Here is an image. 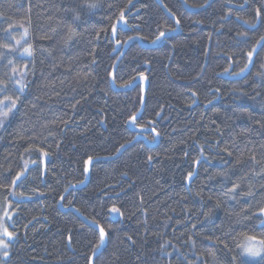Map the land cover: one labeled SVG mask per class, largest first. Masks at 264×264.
<instances>
[{
	"label": "trees",
	"instance_id": "trees-1",
	"mask_svg": "<svg viewBox=\"0 0 264 264\" xmlns=\"http://www.w3.org/2000/svg\"><path fill=\"white\" fill-rule=\"evenodd\" d=\"M161 1L180 20L181 32L151 50L133 43L115 80L123 88L134 76L147 77L145 109L136 128L155 127L159 139L153 142V133L142 134L145 142H136L114 160L95 163L89 183L71 191L64 208L74 207L106 230L114 229L95 264H257L241 256L238 245L242 232L264 231L258 218L244 219L264 206V80L256 76L264 51L258 50L242 76L232 73L245 67L244 53L264 36V19L256 23L255 18L257 7L264 15V0H214L198 13L179 0ZM209 1L186 4L198 9ZM99 2L101 7L89 12L82 7L84 0H0V45L15 44L5 32L9 25L16 39L25 28L29 33L16 52L0 47V80H9L13 66H28L18 110L0 131V184L5 186L0 188V213L12 217L9 231L16 233L2 264H88L98 232L74 213L59 210L60 196L84 183L89 156L113 157L120 145L138 136L127 123L141 109L142 86L127 92L111 87L109 71L120 53L114 55V41L103 32L97 39V32L110 29L107 17L114 10L107 6L110 0ZM115 3L125 7L128 0ZM70 9L79 14L78 21ZM125 15L130 27L118 26L121 41L134 36L150 44L158 29L166 34L176 30L155 0H132ZM69 27L79 36L65 44ZM28 43L34 55L20 57ZM149 121L155 123L138 126ZM29 147L49 155L26 152ZM25 166V175L12 189L11 180ZM188 172L195 174L191 183ZM233 183L240 184L238 191L251 189L255 195L232 200L224 192ZM13 190L23 195H10ZM217 200L222 207L206 219ZM112 206L123 212L117 222L108 215ZM190 238L195 246L185 243Z\"/></svg>",
	"mask_w": 264,
	"mask_h": 264
},
{
	"label": "snow or ice",
	"instance_id": "snow-or-ice-1",
	"mask_svg": "<svg viewBox=\"0 0 264 264\" xmlns=\"http://www.w3.org/2000/svg\"><path fill=\"white\" fill-rule=\"evenodd\" d=\"M186 2V0H185ZM132 5V0H128V5L125 7H120L117 8V4L115 3V0H110L108 3V8L113 9V15H110L107 17V19L110 21V29L109 28H102L97 32V39H99V34L100 32H103L104 36L106 38H110L109 42L115 43L116 46H120L122 43L127 44L128 41L137 39L138 37L134 36H129L128 40L126 41H121L120 39L117 38L118 34V26L123 24L125 28L130 27L128 24V21L126 19L125 12L127 11L128 7H131ZM201 7H205L206 5H200ZM82 7H86V9L91 12L94 11L95 9L101 7V4L99 0H84V4ZM239 7H244V5H239ZM73 12L74 19L79 20L80 16L76 12L75 9H70ZM171 14V13H170ZM229 15L231 14V9L229 10ZM174 16V14H172ZM255 18H256V23L261 22L262 19H264V15L261 13V8L257 7L255 9ZM237 19H242L241 17H237ZM175 23L177 25L180 24V20L177 18L175 19ZM245 24L249 26V28H254L255 24L245 20ZM22 27V25H21ZM12 25H9L7 29H5L6 34L15 41L14 46H9L8 44H3L0 45V47H3L4 49L7 50V52L12 53L16 52L17 48L21 45L22 41H25L26 37L29 35L28 29L25 28L23 33L21 34L19 39H16L15 36L12 35L11 32ZM175 31V29H172ZM238 36H245V33H237ZM79 36V33L72 27H69L68 32L65 35V44H70L73 40H75ZM166 37V31L164 30H159L158 29V34L155 36V38L151 41V43L156 44L158 43L162 38ZM115 50V49H113ZM259 51H264V36H261L260 39L256 42V44L251 48V50L247 51L244 53L246 56V64L245 67L241 68L239 72H233L232 74L234 76H242L245 72L248 71L249 66L253 65L255 63L254 61V56H258ZM18 55L20 57H32L34 55V48L31 43H28L26 46L22 48V51L18 52ZM4 56L3 54H0V60H3ZM9 65H14V60L9 59L7 61ZM260 69L261 71L256 72V76L259 77L261 80H264V62L260 64ZM225 71H229V69H225ZM11 73L12 75L10 76L8 81L5 80H0V131L6 130V125L10 121L11 117L15 114V112L18 110V107L21 102V98L24 94L25 89L27 88V84L25 83V80L28 75V66L25 64L23 66V69L17 66H13L11 68ZM109 75L111 76L113 82L116 80V73H115V66H112V68L109 71ZM137 80V77H132L131 80H129L126 83H123L121 87L124 88H130L135 85V82ZM139 80L141 81H146L147 77L144 76L142 73L139 75ZM9 82H11L12 89L13 91L10 92L9 90ZM138 86V85H136ZM195 95V94H194ZM141 104L144 102V97L141 96L140 98ZM211 103V101H209ZM159 115V113H157ZM137 114H131L128 120V123H131L133 125H137ZM155 121H149L146 125H138L143 128H147L150 125H153ZM152 132L156 133V136L152 138L153 142L156 141V138L159 137L160 133L157 132L155 127L151 128ZM23 137H21L22 139ZM218 143V142H217ZM120 148H124V145H120ZM26 152H31L35 151L37 152L38 155H42L43 157L47 158L49 153L45 151L43 148H26ZM227 153L229 157L232 156V152L228 151L227 149H223ZM119 152V150H118ZM201 152H203V147H201ZM118 154V153H117ZM149 160L152 159V157H148ZM252 160L255 161V156L251 157ZM93 158L91 156L88 157L87 164L92 163ZM37 162L34 160L33 164H36ZM197 165H199L200 161L197 160L195 161ZM239 163V161H237ZM27 171V166H25V170L19 172L18 174L15 175L14 179L11 180L10 187L12 189H15L17 186V182L21 180V178L25 175V172ZM85 172L89 171V169L86 167L84 169ZM194 173L193 172H188L186 179L189 181V183L194 181ZM5 187L4 185L0 184V188ZM240 189V184L238 183H233L232 187L228 188L226 192H224L225 196L230 197L232 200H236L237 196H244V197H253L255 193L249 189L247 192H241L238 191ZM10 195L13 196H22L23 193H18L16 191H12ZM197 196H200V193H197ZM64 196H60V200H64ZM201 199H203L201 197ZM211 199V197H209ZM12 202H8V207H11ZM221 202L217 200L215 202V205L213 209H210L209 212H206L205 218L208 219L210 218L211 213L216 210L221 208ZM77 211H79L77 209ZM108 215L110 218H120L123 217V212L119 207L112 206L108 210ZM242 212H247V209H241ZM4 216L7 217L8 220H11V216L8 215L7 212L4 213ZM253 217L259 219V224L261 226H264V206L260 207L258 211L253 212L251 216L246 215L244 217L245 220H250ZM87 219V218H85ZM90 226H94L96 229H98V242L95 244L93 251L91 252V255L88 257V264H93V259L97 255V250H99L101 247L105 245L107 240L109 239V231H114V229L109 228L108 230L105 229L104 225L99 222V220L93 219L89 222ZM14 227V225H13ZM192 229H196V224L191 225ZM243 237V242L238 245V247L241 249L240 255L241 256H246L252 258L254 261L257 262V264H264V231L260 235H255V234H249L247 232H242L241 233ZM16 237V233L9 231V226L6 221L0 220V253H2L3 257L6 259L9 255L10 252L8 251L10 247V241L14 240ZM7 238V239H5ZM71 235L68 236L69 242H71ZM129 240H131V237H128ZM205 239L209 240L213 245L216 244H221L223 243L224 248H227L228 245L227 243L217 239H213L212 237H205ZM171 242L168 241L166 242L165 245H162V247H166L167 244H170ZM185 243H191L192 246H195L196 241L195 239H191L189 241H185ZM166 256H171V253H165ZM210 256H215L214 252L208 253ZM185 260H187V257H184ZM236 257H233V260L235 261ZM2 264V262H0ZM200 264H207L206 260H202Z\"/></svg>",
	"mask_w": 264,
	"mask_h": 264
},
{
	"label": "water",
	"instance_id": "water-1",
	"mask_svg": "<svg viewBox=\"0 0 264 264\" xmlns=\"http://www.w3.org/2000/svg\"><path fill=\"white\" fill-rule=\"evenodd\" d=\"M156 3L160 6V8L162 9V11L164 12V14L170 18L174 23H175V17L170 14L169 10L165 7V5L162 3L161 0H155ZM180 3L183 5V7H185L186 10H188L189 12H192V13H198L204 9H206L214 0H210L207 5L205 7H202V8H198V9H190L185 0H179ZM124 26V25H123ZM175 26H176V30L171 32V33H168L166 34V37L165 38H162L158 43L156 44H153V43H150V44H146L144 43L141 38H137V39H134V40H130L127 42V44H121L120 46H117L116 47V51L114 53V55L120 53L116 63H115V73H116V70L121 62V60L123 59V57L125 56V54L127 53V51L129 50L130 46L133 44V43H138L142 48L144 49H154L156 48L164 39L170 37V36H175L177 34H179L181 32V25H177L175 23ZM125 30V28H124ZM110 84H111V87L117 91V92H127V91H130L132 89H134L135 87H137L136 85H140L142 86V96L144 97V102L143 104H141V109L139 111V113L137 114V120L139 119V117L142 115L144 109H145V103H146V91H147V88H148V80L146 81H141L139 80V78H137L136 82H135V85L133 87H130V88H117L116 85H115V82H113L112 78L110 77ZM127 128L138 134V136L135 138V140L127 145L124 146V148H120L119 149V152L118 154H116L115 156L113 157H109V158H99V159H93L92 160V163L89 165L87 164L86 162V167L89 169V171L85 172V181L84 183H82L81 185H77V186H71L68 191L63 195L65 198L67 197V195L73 191V190H79V189H82L84 188L90 181V172H91V167L97 163V162H100V161H111V160H114L116 158H118L119 156H121L127 149H129L133 144H135L136 142L138 141H146L145 138L142 136V134H148V133H153L155 136H156V133L155 132H152L151 130H144V129H137L136 128V125H133L131 123H127ZM159 139V137H157V140ZM85 167V168H86ZM64 198V199H65ZM64 200L63 201H59L58 203V208L59 210H61L62 212H72L74 213L84 224H86L87 226L95 229L97 232H98V229H96L94 226H90L89 225V222L91 220H88V219H85L86 217H84L79 211H77L74 207H70V208H64ZM114 222H117L120 218H112ZM108 244V240L107 242L105 243V245L103 247H101L99 250H97V255L96 257L93 259V264H95V261L97 260V258L102 254V252L104 251V249L106 248Z\"/></svg>",
	"mask_w": 264,
	"mask_h": 264
},
{
	"label": "rangeland",
	"instance_id": "rangeland-1",
	"mask_svg": "<svg viewBox=\"0 0 264 264\" xmlns=\"http://www.w3.org/2000/svg\"><path fill=\"white\" fill-rule=\"evenodd\" d=\"M5 213V212H4ZM4 213L3 214H1L0 213V220H3V221H6L7 222V224L9 225L10 224V220H8L7 219V217L6 216H4ZM5 239H7V238H5ZM249 261H254L252 258H250V257H246ZM5 258L3 257V255H2V253H0V261L1 260H4Z\"/></svg>",
	"mask_w": 264,
	"mask_h": 264
}]
</instances>
